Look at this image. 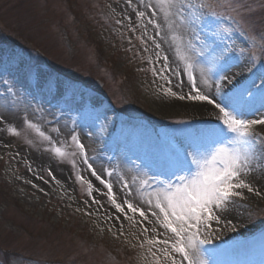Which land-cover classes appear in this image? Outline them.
Segmentation results:
<instances>
[{"label":"rangeland","instance_id":"374dc122","mask_svg":"<svg viewBox=\"0 0 264 264\" xmlns=\"http://www.w3.org/2000/svg\"><path fill=\"white\" fill-rule=\"evenodd\" d=\"M206 3L228 15L197 20L195 34L189 36L191 41L194 45L195 40L200 44L207 41L217 51L227 46L239 55L234 66H239L240 71L227 88L252 81L259 87L264 80L260 73L264 54L260 58L259 52L264 45V0ZM138 11L146 12L140 0H132L131 5L127 0H0V73H7L0 78V99L11 113L9 122L0 129V250L11 253L10 264H33L23 260L24 256L41 262L59 259L65 264H127L126 259L109 253L111 246L114 250L118 246L117 252L134 251L131 264H156L149 249L154 252L158 246L149 241L158 234L148 236L145 227L134 220L118 228L105 221L102 214L115 206L71 141L74 131L97 175L110 183L115 179L122 190L117 179L123 177L117 172L121 156L131 160L136 168L132 171L146 164L155 176L167 181L172 177L167 172L160 176L153 162L175 159L176 153L182 151L173 134L204 127L210 121L163 109L160 93L182 80L183 95L189 88L187 76L170 64L161 71L162 57L157 59L158 49L148 37H155L161 50L168 39L167 47L173 53V33L168 30L163 42L164 34L149 35L145 31L147 19L138 18ZM175 34L178 35L176 30ZM249 37L255 42L251 50L242 41L251 40ZM33 49L47 56L50 63ZM195 50L191 52L193 59ZM252 57L255 63L249 59ZM173 71L180 75L173 76ZM169 78L172 84L167 83ZM3 79L14 83L15 95L6 93ZM25 82L29 87L24 86ZM71 102L78 104L75 111L70 109ZM261 103V95L256 92L251 104L260 114L264 112ZM118 109L123 114L118 115ZM122 116H127L128 122L125 137L110 153L104 142L114 141L110 131ZM149 119L160 124L155 131L149 129ZM10 127L16 132L9 131ZM95 132L100 142L91 151L86 137ZM55 147L65 155H58ZM96 158L100 159L99 165L94 163ZM105 169H115L113 176L107 177ZM260 169L264 171V166ZM134 185L139 194L149 192L139 181ZM148 207L143 209L151 213ZM162 231L160 239L171 237L170 232ZM202 235L209 239L203 247L210 252L211 264H264V191L245 199L218 223L211 222V228L203 230Z\"/></svg>","mask_w":264,"mask_h":264},{"label":"snow or ice","instance_id":"6c2138e0","mask_svg":"<svg viewBox=\"0 0 264 264\" xmlns=\"http://www.w3.org/2000/svg\"><path fill=\"white\" fill-rule=\"evenodd\" d=\"M127 3L131 5L132 0H127ZM140 3L145 9L153 11L150 14L138 11L135 13L136 16L138 18L147 17L148 23L157 30V35L164 28L172 32L171 39L175 44L177 56L184 61V67L180 69V73L187 76L190 91L179 95L184 84V81L180 80L172 87L166 88L164 93L178 97L180 100L203 102L198 107L205 110L211 107L218 112L214 117L216 121L214 125L211 124L213 118L210 117V121L204 127L181 129L173 134V139L180 143L182 149L176 153L175 159L153 162L159 168L160 176L167 172L172 177L171 179L160 180L157 176H149L147 172L144 173L146 178H140L139 173L132 178V183L139 181L144 188L150 189V198L145 201L149 206L148 211H151L156 222L166 232L171 233V237L166 236L160 239L157 235L150 240V244L158 247L154 252L151 249L149 251L156 264H211L210 252L203 247L209 244V239L202 237L201 230L207 231L211 228V222L218 223L221 216L234 211L239 201L243 199L241 190H246L247 193L256 196H260L264 191V189L255 188L251 182H246L242 178L254 174L257 168L264 166V113L255 119L249 118L255 115V112H259V109L253 111L251 104L256 92H259L262 98L260 108H264V80L261 81L259 87L256 86L255 81H252L251 83L241 82L226 89L224 82L232 83V80L225 73L239 61V55L235 54L234 50L230 52L227 46L217 51L212 44L201 41V46L195 50L194 59L180 54L182 48L193 49L194 44L191 40L185 43L182 36L175 34L177 21L180 26L188 28L195 34L194 26L197 20L221 17L219 12L209 7L206 0H199V3L193 0H156L155 4L150 0L148 3L140 0ZM228 7H231V4ZM158 14L161 17L160 21L155 19ZM166 36L167 33L165 37H162V42ZM148 39L153 42L156 49H161V43L156 42L155 37L150 36ZM196 39L199 40L200 37L197 36ZM156 56L158 60L161 59L159 52ZM168 59L167 55L162 57L163 69L161 71L169 68ZM249 59L255 63L254 57ZM261 62L264 63V60ZM197 70L203 83L208 84L209 80H212L215 84L214 92L210 91L205 94L197 86ZM152 71L155 73L157 70L153 68ZM180 73L173 71L172 74L178 76ZM4 75L7 73H0V78ZM2 82L7 86L6 93L15 95L14 83L8 79H3ZM167 83L172 84L170 78ZM3 119L0 117V120ZM26 123H29V127L36 128L30 122ZM8 130L16 132L14 127ZM37 131H39L38 128ZM40 135L43 136V132H40ZM47 139L51 143V139ZM71 141L76 145L82 162L107 189L115 208L119 212H125L124 204H126L129 211L139 212L144 220H148L143 208L135 207L128 201L132 191L129 181L121 177L117 178L118 183L124 189L121 193L123 204L117 202L115 193H113V184L97 175L92 163H89L84 144L74 131ZM185 142H187L186 147ZM54 150L60 156L65 155L60 147H55ZM150 170L151 166H149ZM114 172L115 169L104 170L107 177H112ZM153 208L159 211H152ZM151 230L156 232L155 227ZM144 231L148 229L145 228Z\"/></svg>","mask_w":264,"mask_h":264},{"label":"bare ground","instance_id":"6f19581e","mask_svg":"<svg viewBox=\"0 0 264 264\" xmlns=\"http://www.w3.org/2000/svg\"><path fill=\"white\" fill-rule=\"evenodd\" d=\"M148 3L149 0H146ZM151 3L155 4L156 0H150ZM153 10L152 9H146V13H151ZM185 15L187 16L188 13ZM147 21L148 22V18L146 17ZM155 19H157L158 21L161 20V17L160 15L158 14ZM149 33V35H152V36H157V30L154 28V26L150 23L147 24V29H146ZM177 32H178V36H184L186 35L187 36V39L184 40L185 43H187L190 39V33H192L191 30H189L188 28L186 27H183V26H180L179 25V22L177 21V27L175 29ZM166 32H168V29L167 28H164L160 31V33L162 34H166ZM169 33V32H168ZM161 38V37H160ZM157 40V39H156ZM166 41V42H165ZM196 44L197 45H194V48L193 49H181V55H187L189 57H191V52H193L196 48H198L199 46H201V44L199 42H197L195 40ZM167 44H168V39H165L164 42H163V49H158L157 52L160 53V57H163L164 55H167L168 56V60L170 61L169 64L170 66H172V68H174L176 71H179L180 69L183 68L184 66V61L181 60L178 56H177V53H176V50H174V52L172 53V51L170 50V46L167 47ZM240 71V68L239 66H233L227 73H225L227 76H229L232 80L233 76L235 75L236 72ZM196 77H197V86L201 89L202 92L205 93V91H211V92H214L215 91V84H212V80L210 79L209 80V83L208 84H205L201 81L200 79V74H199V71L197 70L196 72ZM228 83L227 81L224 82V87L226 89H230V88H227L228 86ZM231 87V86H229ZM165 88V87H164ZM163 88V89H164ZM185 90V87H183V90ZM213 90V91H212ZM182 91L179 92V95H182ZM190 91V88H188V90H186L185 92H188ZM217 99L219 100V97H217ZM160 104L162 105L163 109L164 110H168V111H182V112H185V113H189V114H193L195 116H201L205 119H208L210 117H212L214 119V117L218 114L217 110H215L214 108H211V107H208L207 110L203 109V108H200L198 107V105L200 103H203V102H194V101H189L187 99L185 100H180L178 97H172L168 94H165L164 91H162V93H160ZM253 109V108H252ZM253 111H255L253 109ZM264 113V112H262ZM259 116L260 115V112H255V115L253 116H250L249 118L251 119H255L254 116ZM0 117H3L4 119L3 120H0V129L4 126V124L6 122H9V120L11 119V113L9 112V110L5 109L4 108V103L2 102V100L0 99ZM215 120V119H214ZM214 125V124H213ZM64 133V130L62 129L61 131V134ZM80 133L83 135L86 136V132L84 131V129L80 128ZM98 132H95L93 134H91L90 138H89V135L86 137L88 139V146H89V150H95V148L97 147L98 145V142H100V138L98 137L97 135ZM228 138H231V137H228ZM96 157H99L98 153H96ZM130 159H127L123 156H121L119 159H118V166H117V172L119 174H121L123 177L122 178H128V180L130 181V185H131V193L128 197V201L130 203H132L135 207H138V208H145L146 206H148L145 201L147 199L150 198V195H151V192H150V189H149V192H145L143 194H139L136 192V187L134 185V183H132V178L137 176L138 173H139V176L140 178H146L144 177V173L147 172V174L149 176H155V172H153V170L151 169L149 171V166L148 165H142L140 166V169L139 171L137 172H134L132 170H135L136 168L133 167V165L130 164ZM95 165H99L100 164V159L99 158H96V160L94 161ZM263 170L260 169V168H257V170L255 171L254 174H249V175H246L244 177H242L243 179H245L246 182H251L252 185L255 187V188H260L261 186H263V183H264V175H263ZM157 179H159V177H157ZM113 186H114V193L116 195V198L117 200L119 201V203H123V200L121 198V193L124 191V189H120L116 183H115V179H113ZM264 187V186H263ZM242 193H243V199L239 201V203L237 204V206L244 202L245 199H249L251 198L254 194H250V193H247L246 190H241ZM125 207V212H119V210H117L116 208H113L111 209L110 211L102 214V217L104 219H106L105 221L107 223H109L113 228H118L120 226H123L124 223H127L131 220H134V221H137L138 224H142L145 228L148 229V231H146L147 235L148 236H153V235H157L159 236V238H162L160 234H162V227L160 228V224L156 222V218L153 217L151 215L150 212H146V215L148 216V220H144L143 217H141L139 215V212L137 213H133L131 211H129L127 209V206L124 205ZM129 217H131V219H129ZM223 216H221L222 218ZM215 222V221H213ZM155 227L156 229V232L154 233L151 229ZM202 233H203V229L201 230ZM163 235V234H162Z\"/></svg>","mask_w":264,"mask_h":264}]
</instances>
